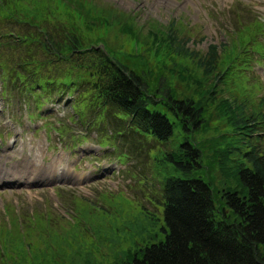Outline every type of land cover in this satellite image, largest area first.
<instances>
[{
	"label": "trees",
	"instance_id": "trees-1",
	"mask_svg": "<svg viewBox=\"0 0 264 264\" xmlns=\"http://www.w3.org/2000/svg\"><path fill=\"white\" fill-rule=\"evenodd\" d=\"M41 4L0 0V78L2 75L5 88L7 76H13L11 88L22 93L21 101L34 103L40 110L56 94L76 91L74 105L80 107L76 110L95 111L101 120L114 122L112 127L118 135H126L128 140L135 139L141 145L140 150L134 147L135 155L145 150L150 153L154 145L169 143L177 130L188 133L191 126L198 128L199 120L208 114L236 126L246 138L255 134V141L245 144L238 141L235 156L228 148L220 150L217 164L225 186L219 198L214 195L212 183L200 174L202 153L187 137L181 139L176 151L164 154L175 173L160 181L158 203L163 207L162 224L156 235L149 234L148 227L140 225L137 218L134 221L137 229H129L131 233L122 230V234L117 224V228L110 226L112 239L105 253L99 252V244L80 243L82 232L76 229L79 224L63 230L47 220L52 230L40 231L39 243L30 238H16L19 229L15 224L13 240L7 245L11 250L4 254L6 262L2 259L0 264H264V148L260 145L261 134L264 135V106H261L264 97L255 103L253 97L235 87L239 78L234 69L241 55L226 52L216 44L210 45L206 52L188 48L190 38L174 22L167 30L158 28L163 31V38L155 30L152 36L150 31L145 35L136 14L109 3L89 5L87 10L80 4L77 12L88 20L87 28L94 32L101 28L107 35L113 22L119 34L139 30L147 41L164 40L182 68L177 72L174 65H168L166 70L179 82L189 83L191 79L190 87L195 91L190 99L179 98L172 86L153 89L149 79L153 73L148 66L147 70L136 69L111 48L94 47L93 42L101 43L103 38L89 39L90 45H85L80 26L75 22L80 17L77 12L72 17L68 10L63 22L57 13L45 9L44 2ZM100 6L102 11H98ZM50 16L58 22L48 24ZM91 17L97 21L104 19V27L93 23ZM240 18L248 22L237 30L246 28L248 35L253 36L260 22L248 16ZM29 55L33 57L29 59ZM134 56L142 59L141 54ZM172 60V64H178ZM195 70H200L198 75ZM159 106H166L168 111ZM149 220L153 222L154 218ZM90 226L96 233L99 231L95 237H103L100 225Z\"/></svg>",
	"mask_w": 264,
	"mask_h": 264
},
{
	"label": "rangeland",
	"instance_id": "rangeland-1",
	"mask_svg": "<svg viewBox=\"0 0 264 264\" xmlns=\"http://www.w3.org/2000/svg\"><path fill=\"white\" fill-rule=\"evenodd\" d=\"M30 1L38 4L44 2L45 9L57 13L63 22H66L65 13L70 10L73 17L81 3L85 5V10L89 5L98 7L109 3L122 11L136 14L142 33L146 35L150 31L151 36L154 30H167L174 22L177 29L187 39L190 38L187 41L188 48L206 52L210 45L216 44L221 45L220 49L224 48L226 52L241 55L234 69L239 78L235 87L241 93L243 89V93L253 97L255 103L264 97V0ZM102 9L100 6L98 11ZM77 13L80 17L74 20L80 26L85 45H90L89 39L97 41L101 37L103 42H93L94 47L104 50L105 47L111 48L116 56L136 69L143 67L147 70L148 66L153 73L149 79L154 90H160L162 85L172 86L174 94L179 98L190 99L193 96L195 91L190 87L191 79L189 83L179 82L176 76L171 77L169 70H166L168 65H174L177 72H181L182 68L178 67L181 61L174 57L164 40L149 38L147 41L144 36H140L139 30H133V34H119L113 22L108 26L107 35L101 28L97 29L99 32H94L87 28L88 20L82 18V13ZM247 16L260 22L253 36L248 35L246 28L237 30L242 23L247 25L248 21L244 19L243 22L240 18ZM47 19L48 24L58 22L52 16ZM91 20L93 23L96 21L99 27L105 25L102 23L104 19L97 21L91 17ZM161 30L158 32L163 38ZM134 54H141L139 58L142 59H137L138 56L136 58ZM32 57L29 55V59ZM171 60L178 64H172ZM68 65L73 67V63ZM21 71L26 72L25 69ZM196 71L195 75H198L200 70ZM12 77L7 76L8 86L5 88L2 87L4 82H0V155L2 158L12 157L7 159L6 167L13 170L23 171L26 168L29 172L28 163L38 166L39 177L37 182L29 185H7L0 188V260L3 259V262H6L4 254L11 250L7 245L8 241L13 240L15 224L19 229L16 238H30L36 243L40 242V231L52 230L47 220L51 221L53 227H61L63 230L79 224L80 227L76 229L82 232L80 243L84 242L86 246L99 244V252L108 249L107 245L112 239L108 230L110 226L117 228L118 225L119 232L124 230L131 233L129 229H137L135 218L140 225L148 227L149 234L156 235V229L162 224L163 207L158 203L161 198L160 181L167 174L175 173L173 165L164 154L176 151L181 145V139L187 137L202 153L200 174L212 183L214 195L219 198L225 186L217 164L220 150L228 148L231 155L235 156L238 141H242V144L255 141V134L251 133L246 138L236 126L208 114L199 120L198 128L191 126L188 133L177 130L169 143L154 145L152 152L145 150L135 155L137 151L134 147L140 150L141 145L135 139L128 140L126 135H118L112 128L114 122L101 120L95 111L78 112L76 107H80L71 104L75 95L65 93L64 100L58 99L53 103L46 100L41 111L33 110L34 103H29L27 110L25 104L20 108L21 102L17 99H10L8 103L4 95L12 87ZM25 99H30V96ZM159 108L168 111L166 106ZM257 122L262 124L263 120ZM261 135L260 145L264 148V135ZM121 143H127L128 146ZM124 151L128 152L126 158L121 155ZM149 218H154L153 222ZM92 224L100 225L103 237H95L99 231L96 233L91 229ZM5 237L7 242H4Z\"/></svg>",
	"mask_w": 264,
	"mask_h": 264
}]
</instances>
